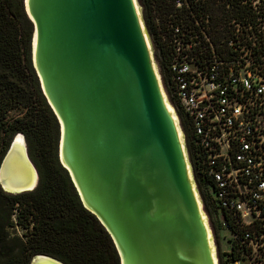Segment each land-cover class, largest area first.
<instances>
[{
    "label": "water",
    "instance_id": "water-1",
    "mask_svg": "<svg viewBox=\"0 0 264 264\" xmlns=\"http://www.w3.org/2000/svg\"><path fill=\"white\" fill-rule=\"evenodd\" d=\"M22 10L30 66L57 125V162L118 264H218L138 1L22 0ZM38 183L16 133L0 160V190L16 196ZM28 264L64 263L36 254Z\"/></svg>",
    "mask_w": 264,
    "mask_h": 264
},
{
    "label": "built area",
    "instance_id": "built-area-1",
    "mask_svg": "<svg viewBox=\"0 0 264 264\" xmlns=\"http://www.w3.org/2000/svg\"><path fill=\"white\" fill-rule=\"evenodd\" d=\"M151 10L170 11L156 20L161 78L188 132L218 264H264V24L225 23L210 0Z\"/></svg>",
    "mask_w": 264,
    "mask_h": 264
},
{
    "label": "trees",
    "instance_id": "trees-1",
    "mask_svg": "<svg viewBox=\"0 0 264 264\" xmlns=\"http://www.w3.org/2000/svg\"><path fill=\"white\" fill-rule=\"evenodd\" d=\"M141 2L149 11L153 4L158 8L168 7L170 4V0ZM210 3L212 13L218 14L220 20L225 23L235 20L253 28L264 24V0H210ZM216 25L217 23H214V26ZM30 34L31 25L22 9L14 8L8 0H0V135L3 137L11 138L16 133L27 135L34 128H46L55 124L54 117L39 93L38 83L29 63ZM32 91L40 100L37 111L36 108H32V115L29 118L8 122L7 116L11 111L28 105ZM6 147L0 150V160ZM19 206L22 208L18 209ZM64 218H67V221H63ZM56 220L61 221L59 223ZM30 221L32 232L39 238L63 230L77 233H88L93 230L99 239L109 245L112 261L118 264L109 237L97 220L82 208L66 173L58 162L54 172L49 177L42 178L33 193L10 196L0 190V264H28L30 258L36 254L54 256L66 264L49 249L42 248L35 234L36 238L32 240L31 246L9 236L7 230L13 225L27 228ZM77 248L80 249V246ZM81 255L78 256L79 259ZM100 257L98 254V258L92 259L89 264H100L102 262Z\"/></svg>",
    "mask_w": 264,
    "mask_h": 264
},
{
    "label": "rangeland",
    "instance_id": "rangeland-1",
    "mask_svg": "<svg viewBox=\"0 0 264 264\" xmlns=\"http://www.w3.org/2000/svg\"><path fill=\"white\" fill-rule=\"evenodd\" d=\"M8 1L12 6H14V8L22 9V0H8ZM137 1L140 7L142 8V17L146 25L147 20H146L145 6L141 2L142 0H137ZM155 8L157 9L156 5ZM149 36L154 51L155 49L154 40L152 39V36L150 34ZM153 57L156 66L158 68L159 74L162 77L160 61L157 60L155 53L153 54ZM27 74L28 73L26 72V75ZM30 77H28V81H30ZM39 101L40 100L38 99L36 93L32 91V97L28 105L25 108L21 107L19 109L11 111L7 116V121L12 122L15 119L29 118L32 115V108H36L35 111H37V109L39 108L40 105ZM22 135L25 137L29 158L34 163L36 170L38 172L39 181L42 178L49 177L54 172V167L57 163L56 148H57L58 131H57L56 123L54 124V126H48L46 128L45 127L34 128L27 135L24 134ZM10 140H11L10 138L3 137V135H0V150L2 147L8 146ZM35 190L33 192H35ZM20 208H22V206L18 207V209ZM203 210L206 214L207 212L205 208H203ZM19 212L20 211L18 210V213ZM10 220L12 221V217ZM60 221L61 220H56V222L59 223ZM63 221H67V218H64ZM7 231L10 237L18 238L22 243L29 244V246L32 245V240L37 237L36 233L32 232V221H30V224L28 225L27 228L25 226L20 227L19 225L16 226L13 225V227L8 229ZM59 232L60 233H53L48 236L46 235V237H40V238L37 237V239H38V243L41 245L42 248L49 249L57 257H60V259L64 260L66 264H89L92 259L98 258V254H100L101 255L100 258H102L101 260L102 262H100V264H114L112 261L113 258L110 253L111 249L109 245L104 243V241L101 238L99 239L95 231L90 230L88 233L86 232L77 233L70 231L66 232L63 230ZM34 234L36 237L34 236ZM34 243H33V247H34ZM72 245H76V246L72 247ZM77 246H80V249H78ZM79 255L82 256L80 259L78 258Z\"/></svg>",
    "mask_w": 264,
    "mask_h": 264
},
{
    "label": "flooded vegetation",
    "instance_id": "flooded-vegetation-1",
    "mask_svg": "<svg viewBox=\"0 0 264 264\" xmlns=\"http://www.w3.org/2000/svg\"><path fill=\"white\" fill-rule=\"evenodd\" d=\"M169 13H170V11H160V10L153 11L151 9L149 11L148 9H146V20H147L146 21V26H147L149 34L152 36V39L154 40V46H155V49H156V50L154 49V51H155L154 53L156 54L157 60L160 61L161 69H162V64H163L164 52H163V46H162V44H161V42H160V40L158 38L156 20H158V19L159 20H163L167 15H169ZM184 136H185V144H186V148H187V152H188L189 161H190V163L192 165V158H191L190 152H189V150H190L189 149V138H188V132L187 131L184 132ZM7 147H6V149H7ZM193 175H194V172H193ZM194 178H195V175H194ZM195 182L197 184V180L196 179H195ZM47 256H49V255H47ZM50 257L55 258L54 256H50Z\"/></svg>",
    "mask_w": 264,
    "mask_h": 264
},
{
    "label": "bare ground",
    "instance_id": "bare-ground-1",
    "mask_svg": "<svg viewBox=\"0 0 264 264\" xmlns=\"http://www.w3.org/2000/svg\"><path fill=\"white\" fill-rule=\"evenodd\" d=\"M154 69H155V71H156V73H157L158 80H159V82L161 83V81H160V75H159V72H158V70H157V68H156V65H154ZM162 93H163L164 98H165V104H166V106H167V109L172 113V116H173V118H174L175 121H176V117H175V115H174V112H173V110H172V108H171V106H170V104H169V102H168V99H167L166 94H165V92L163 91V89H162ZM179 133H180V132H179ZM18 140H22V138H21V137H18ZM198 202H199V200H198ZM199 207H200V209H201V204H200V202H199ZM201 213H202V211H201ZM202 217L204 218L203 213H202ZM205 226H206V228H207V224H206V223H205ZM207 233H208V231H207ZM208 236H210L209 233H208Z\"/></svg>",
    "mask_w": 264,
    "mask_h": 264
}]
</instances>
